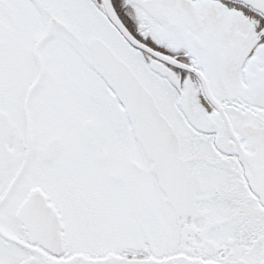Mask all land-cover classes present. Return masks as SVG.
<instances>
[{
  "label": "snow or ice",
  "instance_id": "obj_1",
  "mask_svg": "<svg viewBox=\"0 0 264 264\" xmlns=\"http://www.w3.org/2000/svg\"><path fill=\"white\" fill-rule=\"evenodd\" d=\"M0 264H264V0H0Z\"/></svg>",
  "mask_w": 264,
  "mask_h": 264
}]
</instances>
